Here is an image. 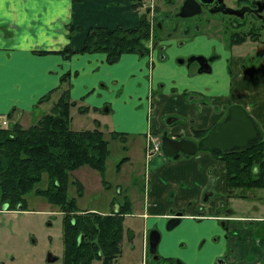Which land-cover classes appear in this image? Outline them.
<instances>
[{"label":"crops","instance_id":"0c3cea01","mask_svg":"<svg viewBox=\"0 0 264 264\" xmlns=\"http://www.w3.org/2000/svg\"><path fill=\"white\" fill-rule=\"evenodd\" d=\"M136 9L132 0H0V113L10 120L13 118L14 123L22 127H28L19 121L24 117H35L36 122L43 115L38 117L36 112L50 101L53 104L57 101L59 94L55 98L52 95L67 79L68 85L63 89H68L70 98H77L79 92L74 83L71 85V73L76 75L83 71L84 79L85 67H100L106 62L105 54L64 53L63 49L78 50L90 27L136 26L140 15ZM69 25L81 29L68 38ZM212 42L209 40L210 44ZM186 50L189 54L193 52ZM220 51L221 62H216L212 71L201 74L186 66L177 73L178 79L172 80L171 86L159 82L165 57L164 54L159 56L157 50L145 54L148 63L145 60L137 63L133 53L119 57L118 60L129 64L131 69H137L139 65L147 79V91L141 100L144 126L137 133L139 136L146 141L149 132L158 135L166 132L172 138L197 142L194 131L209 129L222 121L230 104L242 107L264 134V54L250 57L252 66L242 69V58L230 55L224 46ZM230 56L231 61H228ZM65 74L68 76L62 80ZM169 118L173 121L168 123ZM158 156H151L157 166L146 177L147 197L143 200V210L137 215L146 219L144 227L152 228L160 220L167 223L178 210L183 211L184 216L175 227L182 220L190 221L181 225L185 228L182 234L173 230L175 227L167 230L165 224L168 231L164 237V240L167 238L166 246L177 245L178 250L163 252L160 259L171 264L177 259L187 264L175 254L177 251L182 255L187 253L184 257L195 264H217L218 257L226 259L228 264H246L247 255L264 257V235L255 239L250 230V225L262 221V217L246 214L247 220L238 222L231 218L239 217L235 212L215 213L218 207L227 203L225 163L219 156L210 150L182 153L177 159ZM206 190L219 193V197L204 202L202 196ZM253 193L249 190L246 198L255 197ZM131 207L129 201V212ZM221 215L230 219L220 224ZM147 238L144 230L143 240L147 241Z\"/></svg>","mask_w":264,"mask_h":264},{"label":"rangeland","instance_id":"374dc122","mask_svg":"<svg viewBox=\"0 0 264 264\" xmlns=\"http://www.w3.org/2000/svg\"><path fill=\"white\" fill-rule=\"evenodd\" d=\"M182 1L134 0L135 6L138 8L136 10L140 13L149 9L151 31H156L155 34L159 37V45L153 50H157L159 56L164 54L165 57L162 62V70L159 71V82L167 86H171V81L176 80L177 73L187 66L189 53L185 52L186 49H192L194 52L206 51L208 45H215L220 49V45L214 38L223 33V31H211L209 35L210 38H213V42L207 44L204 36L208 35V31L203 29L204 25L202 24L199 28L200 31L190 30L187 34L182 32L184 26L192 28L190 23L183 24V19L178 16ZM237 1L224 0L231 7L239 5V1ZM222 18H227V16H222ZM234 20L236 19L233 18L229 23L231 28ZM258 24V20L251 23V31L258 33L257 38L248 36L240 44L234 43L233 39L229 38L230 31H225L226 38L220 40L222 45L226 46V51L230 55L244 54L249 58L264 54V27L259 29ZM230 44L234 45L230 47ZM126 55L130 54L122 56ZM132 55L137 58V63L144 60L148 63L145 54L135 52ZM79 63L81 64V61ZM246 63L248 67L252 66V61L248 60ZM97 66L85 67L84 79L87 82L79 83L84 80L82 79L83 71H79L76 75L74 72L71 73V85L74 83L75 90L77 89L79 92L77 98H70L76 100L75 106L70 108L71 128L75 130L90 129L95 127L94 120L99 122L104 131V138L108 141L109 156L105 162L103 178L97 171L86 165L72 171L67 196L75 200L77 212L92 210L100 214L114 213L115 204L122 203L125 198L129 199L132 207L130 212L122 218L121 251L113 260V264H140L144 252V230L147 237L151 229H156L160 234H164L157 245L156 254L158 256L163 252L170 253L178 250L177 245L171 248L166 246L167 238L164 240L168 233L165 230L166 221H158L153 228L144 227L146 219L137 215L143 210L146 177L157 166L155 158L151 160L152 157L149 159L146 156L147 142L137 134L144 126L143 102L141 103V100L147 91V79L139 65L137 69H131L129 64L122 63L121 60L114 63L103 62V65ZM148 68L151 69L149 66ZM113 80H117L118 83ZM66 84L68 85V79L54 91L52 97L55 98L57 93H61V88H64ZM81 85L86 88H81ZM176 89L178 92L177 86ZM177 92L174 93L177 94ZM81 94L85 95L80 97ZM53 105V101H50L49 104L40 108L41 111L36 112L38 117L50 112ZM35 120V117H24L19 122L24 126H29L35 124ZM10 121L12 124L14 123L13 118ZM112 132L127 133V135L125 134L127 138L123 140L120 136H113ZM158 155L162 154H155V157H159ZM122 158L125 160L117 168V164ZM77 181L81 185V190L77 188ZM46 183L47 177L43 174L35 187L45 188ZM252 191L255 192L253 193L255 197L230 199L228 204L233 207L239 204L238 214L262 217V221L250 225L253 237L259 239L264 235V187L254 188ZM25 197L26 208L22 211L7 210L3 205H0V264H63V212L58 206L50 204L44 197L33 192L28 193ZM231 206L227 207L231 208ZM189 223V220H182L173 230L176 229L175 231L182 234L185 228L181 225ZM145 242L146 264H164L162 259L151 258L148 252V240ZM48 254L56 259L47 261ZM175 254L181 257L185 263L195 264L194 261L184 257L187 253L182 255L177 251ZM261 256L258 254L247 255L246 264H257L259 260L260 264H264V257L261 258ZM176 262L177 259H174L172 264H176ZM91 264H101V262L95 259Z\"/></svg>","mask_w":264,"mask_h":264},{"label":"trees","instance_id":"16d2710c","mask_svg":"<svg viewBox=\"0 0 264 264\" xmlns=\"http://www.w3.org/2000/svg\"><path fill=\"white\" fill-rule=\"evenodd\" d=\"M132 5L136 7L134 0ZM148 13L149 9L140 13L138 24L130 28L90 27L78 50L66 47L62 52H102L107 63L116 62L125 53L148 54L159 45L156 31H151ZM67 29L69 38L81 28L69 25ZM257 34L253 31L234 34L233 42L240 43L248 36L257 38ZM61 90L50 112L35 124L22 127L14 123L9 128H0V204L6 205L7 210L18 207L25 210L28 193L44 197L64 214L63 264H91L95 259L101 264H113L121 251L122 218L129 211V200H124L118 213L100 214L92 210L77 212L75 200L68 198L69 178L77 168L89 166L103 178L109 148L96 120L95 127L90 129L71 128L70 108L76 101L70 99L68 89ZM210 129L194 131V140L204 137ZM112 134L125 138L121 132ZM210 152L225 163L228 193L239 196L243 191L264 187V138L242 150ZM124 160H120L117 168ZM43 174L47 177L46 187L36 188ZM77 188L81 190L78 181Z\"/></svg>","mask_w":264,"mask_h":264},{"label":"flooded vegetation","instance_id":"af4514ba","mask_svg":"<svg viewBox=\"0 0 264 264\" xmlns=\"http://www.w3.org/2000/svg\"><path fill=\"white\" fill-rule=\"evenodd\" d=\"M183 1H182V3H183ZM196 1L200 5V13H198L194 16H191V17H187V18L179 17V18L183 19V24L184 23L185 24L190 23V26L192 27V28H189V26H184L183 31H188V32L190 30L200 31L199 28H201V24L204 25L203 29L205 31H208V33H207L208 35L204 36V39L207 41V44L209 43V39L213 40V38H210V35H209V33L211 31H223L222 34L217 35L216 38H214V40L216 39V43H218L220 45L221 50L223 48V45H222L220 39L225 37V31H230L229 32V38L234 39V37H235L234 34L238 35V33L243 34V33H245V31H251V23H254V20L259 21V24H258L260 26L259 29L264 27V14H263L264 13V0H244L241 3L237 1L239 3V5L233 6V7L228 6L224 2V0H196ZM259 7H261V11L258 10ZM222 16H227V18H222ZM233 18L236 20H234L233 26L231 28L229 23L231 22V20ZM195 35H198V34H195ZM238 44H240V43H238ZM233 45L234 44H230V47H232ZM224 47L226 48V46H224ZM220 49L215 45H212V46L208 45V49L206 51H198V52L193 51L192 53L189 54V57H191V58L198 57L199 59L198 60H195V59L192 60L190 63L187 64V66L188 67H194L195 69L202 66L203 70H206V69H208V70L203 71L201 73H209L210 71H212L214 69V67L217 64H219L221 62L223 55H222ZM200 56H204L206 60H203ZM233 56L242 58V63H241L242 69H245L244 67H248V66H246V64H247L246 62L249 60V57L247 55H244V54L240 55L239 54V55H233ZM228 61H231V56L228 58ZM216 62H217V64H215ZM229 106H231V104L228 105L227 107L229 108ZM149 133H151L154 137H156L160 141V150L158 153H161L163 155L162 150H161V136L162 135L161 134L158 135V134H155L152 132H149ZM181 154L182 153H180V155ZM168 159H170V158L168 157ZM144 189H145V191H144V193H145L146 192V186H144ZM248 191L249 190L243 191L244 193H239V196L238 195L235 196L234 195L235 193H228V191L226 190L225 195L227 197V203H224V205L218 207V209L215 210V213H218V215L219 214H226V213L230 214V213H234V212L236 214H238L237 211L240 210V205L238 204V205L233 207V206L228 204V202H229L228 200L229 199H237V200L238 199H245L247 196L246 193ZM146 194L147 193L144 194V200H146V197H147ZM218 197H219V193H216V192H213L210 190H206L203 193L202 200L207 203L210 198L217 199ZM125 199H127V198H125ZM122 204L124 205V201L120 204H115L116 205L115 210H113V211L114 212L117 211V213H118L119 212L118 210H120V207ZM0 205H4V204H0ZM227 206H231V208H228ZM5 209H6V207H5ZM18 211H22V210H18ZM177 212H182V216L180 217V220H181V218L184 216L183 211H181V210L174 211L169 218L173 217ZM128 213H129V211L125 212L123 214V218ZM200 218H202V217H197L196 219H200ZM231 218L235 221L241 222V221L247 220L248 217L247 216L245 217V215H243V214H239V217H231ZM227 219L229 220L230 218L226 217L225 215H221L220 219H219L220 224L227 222L228 221ZM233 223L238 224L237 222H233ZM239 235H241V234H239ZM160 236L162 237L163 234L161 233ZM145 244H146V242L144 240V247H143L144 252H143L142 261L140 264H146V254H145L146 246H145ZM150 255H151V258L154 260L160 259V257L157 254H150ZM154 256H157V258H154ZM163 262H164V264H171L170 262H166L164 260H163ZM216 263L217 264H228L226 262V260H224L221 257H218V259H216Z\"/></svg>","mask_w":264,"mask_h":264},{"label":"water","instance_id":"95a60500","mask_svg":"<svg viewBox=\"0 0 264 264\" xmlns=\"http://www.w3.org/2000/svg\"><path fill=\"white\" fill-rule=\"evenodd\" d=\"M257 3V2H256ZM261 11V7L258 8ZM200 13V5L196 0H184L178 16L187 18ZM206 60L204 56H200ZM198 60V57H189L187 63L192 60ZM183 62V60H180ZM200 66L197 72L207 71ZM168 123L173 119L166 120ZM263 140V133L254 121V119L240 106L233 105L227 109L224 119L216 123L208 133L198 142L188 140L187 138H171L164 132L161 136V150L164 156L177 159L180 153L195 154L198 150L209 151L218 150L221 152H233L250 147ZM6 207V205H3ZM20 210V207H18ZM182 212H177L169 218L166 223V229L170 230L180 222ZM160 239V233L152 229L148 236V251L150 254H156L157 244ZM157 258V256H154ZM56 257L47 255V261H54ZM176 264H183L179 261Z\"/></svg>","mask_w":264,"mask_h":264},{"label":"built area","instance_id":"2783aa9c","mask_svg":"<svg viewBox=\"0 0 264 264\" xmlns=\"http://www.w3.org/2000/svg\"><path fill=\"white\" fill-rule=\"evenodd\" d=\"M152 51V49L150 50ZM11 126V122L9 117L6 114L0 113V128H9ZM147 142V154L146 156L150 158L154 154H157L160 150V141L154 137L151 133H148L146 136Z\"/></svg>","mask_w":264,"mask_h":264}]
</instances>
